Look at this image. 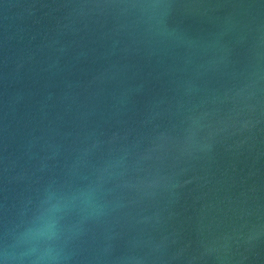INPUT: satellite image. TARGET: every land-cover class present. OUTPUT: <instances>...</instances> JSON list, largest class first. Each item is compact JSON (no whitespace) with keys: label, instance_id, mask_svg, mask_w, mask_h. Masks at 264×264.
I'll return each mask as SVG.
<instances>
[{"label":"water","instance_id":"95a60500","mask_svg":"<svg viewBox=\"0 0 264 264\" xmlns=\"http://www.w3.org/2000/svg\"><path fill=\"white\" fill-rule=\"evenodd\" d=\"M0 264H264V0H0Z\"/></svg>","mask_w":264,"mask_h":264}]
</instances>
